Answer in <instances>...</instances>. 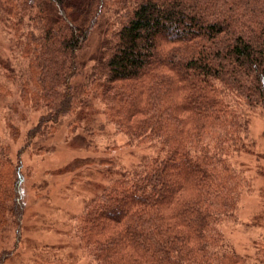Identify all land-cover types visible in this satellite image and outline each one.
<instances>
[{"label": "trees", "instance_id": "trees-1", "mask_svg": "<svg viewBox=\"0 0 264 264\" xmlns=\"http://www.w3.org/2000/svg\"><path fill=\"white\" fill-rule=\"evenodd\" d=\"M0 36V98L14 87L38 113L16 160L0 146V264L23 244L21 154L44 153L33 141L65 118L75 131L92 102L125 146L155 151L113 176L111 156L89 161L109 180L66 231L87 264H264V236L251 260L222 229L254 191L231 160L264 115V0H0ZM61 247L31 264H75Z\"/></svg>", "mask_w": 264, "mask_h": 264}, {"label": "rangeland", "instance_id": "rangeland-1", "mask_svg": "<svg viewBox=\"0 0 264 264\" xmlns=\"http://www.w3.org/2000/svg\"><path fill=\"white\" fill-rule=\"evenodd\" d=\"M91 40L97 44V35L92 36ZM0 46L1 50L7 49L9 38L0 36ZM93 50L94 47H90L88 52L91 54ZM5 53L8 55L10 51L6 50ZM88 107L83 111L89 114V119H82L72 133L69 119L65 118L61 120L54 134L38 137L33 141L32 148L46 147L44 153L33 154L27 151L21 154L23 167L29 171L24 185L27 209L24 217L23 244L17 251V256L4 264H31L34 248L43 245L62 246L64 254L75 260V264H87V258L78 249V238L66 235V231L70 228L72 217L82 210L85 200L109 180V175L103 172L105 168L94 165L90 167L92 164H88L89 161L111 156L115 163V169L111 171L113 176L117 175V172L121 173V168L131 167L154 153L155 145L125 146L127 137L116 133L115 129L108 125L102 115L101 105L92 102ZM37 120L38 113L21 105L19 94L14 87L9 96L0 98V146L10 149L13 160L17 159L27 133ZM12 126L19 131L18 138L12 135ZM249 139L254 144L251 152L235 155L231 161L238 169L244 171L245 175L254 178L251 179L254 191L242 195L237 222L225 224L222 229L236 251L253 260L254 241L264 236L262 113L251 115ZM114 146L118 148L115 149ZM2 248L0 245V252Z\"/></svg>", "mask_w": 264, "mask_h": 264}]
</instances>
